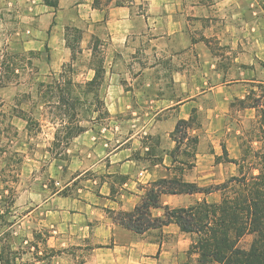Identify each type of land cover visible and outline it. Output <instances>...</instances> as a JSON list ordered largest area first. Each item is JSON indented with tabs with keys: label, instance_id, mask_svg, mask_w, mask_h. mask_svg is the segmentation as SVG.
Listing matches in <instances>:
<instances>
[{
	"label": "crops",
	"instance_id": "crops-1",
	"mask_svg": "<svg viewBox=\"0 0 264 264\" xmlns=\"http://www.w3.org/2000/svg\"><path fill=\"white\" fill-rule=\"evenodd\" d=\"M93 1L61 0L56 9L41 5V25L29 31V49L41 53L48 71L58 72L72 60L65 41L67 28L82 31L83 42L88 44L100 38V25L105 28L103 99L111 117L110 128L102 133L90 129L74 139L80 174L43 202L48 231H30L31 239L24 241L38 251L40 243L35 238L41 234L43 245L55 254L32 264H200L191 236L176 223L136 233L117 218L133 213L151 186L162 179L181 178L209 188L235 177L220 183L204 172L214 169L216 159L224 156L228 164H237L242 152L236 139H227L222 152L217 147L205 151L185 148L190 140L199 145L197 135L190 136L197 130L201 99L245 82L209 84L210 79L220 74L246 75V70L241 66L226 72L218 68L211 42L208 45L199 38L200 23L210 15L192 13L197 27L189 30L183 23L187 20L184 0H134L130 6L110 5L105 10L94 8ZM143 3L145 7L137 12ZM201 49H206L202 55ZM88 51L92 49L88 47ZM202 58L211 67L201 68ZM244 58L240 55L235 62L242 64ZM90 71L88 81L95 76ZM201 76L205 84H201ZM181 122L191 126L178 145L175 130ZM187 158L194 159L195 165L186 175ZM73 185L74 194L62 193ZM220 194H162L151 217L165 219L166 209L217 204Z\"/></svg>",
	"mask_w": 264,
	"mask_h": 264
},
{
	"label": "rangeland",
	"instance_id": "rangeland-1",
	"mask_svg": "<svg viewBox=\"0 0 264 264\" xmlns=\"http://www.w3.org/2000/svg\"><path fill=\"white\" fill-rule=\"evenodd\" d=\"M184 1L188 21L183 23L189 30L197 27L192 13L210 15L200 23L203 29L199 38L208 45L211 42L218 68L225 71L241 66L246 70V75L220 74L210 79L209 84L245 82L201 99L195 119L197 130L190 136L192 139L197 135L199 145L190 140L185 150L217 147L222 152L227 148V139H236L242 152L237 164H228L225 156L217 158L215 168L204 174L220 183L234 176L256 175L263 166L259 156L264 154V0H240L235 4L233 0ZM41 5H44L42 0H0V251L9 264H32L55 254L43 245L45 238L41 234L35 238L40 243L38 251L31 250L24 241L31 239L30 231H48L43 202L80 174L75 138L66 141L63 130L57 136L61 129L57 93L76 90L69 82L84 84L92 75L91 69H103L107 57L103 48L107 32L100 25V38L88 44L83 42L86 37L83 36L73 59L58 72L48 71L41 56L35 59L27 54L34 51L27 43L32 38L29 31L41 25L38 21L43 13ZM144 7L145 3L136 11ZM204 51L199 50L201 55ZM240 55H245L242 64L235 62ZM15 66L26 69L14 72ZM200 67H211V62L202 58ZM41 82L45 86L41 87ZM200 82L205 84L202 76ZM104 85L105 75L100 88L88 96H80L73 122L79 121L87 130L100 133L110 128L111 117L103 99ZM46 100L53 105H46ZM185 161L187 175L195 164L191 158ZM74 190L73 185L62 193L74 194Z\"/></svg>",
	"mask_w": 264,
	"mask_h": 264
},
{
	"label": "trees",
	"instance_id": "trees-1",
	"mask_svg": "<svg viewBox=\"0 0 264 264\" xmlns=\"http://www.w3.org/2000/svg\"><path fill=\"white\" fill-rule=\"evenodd\" d=\"M61 0H42L43 4L58 8ZM134 0H94L93 7L105 10L110 5L130 6ZM82 31L67 28L65 41L71 49L72 59L75 55L77 43L82 39ZM27 54L40 59L41 53L30 51ZM24 71L26 67H14ZM9 70V68H8ZM95 76L84 84L69 82L76 90L69 94L58 92V107L60 109L58 125L65 132V140L71 141L87 131L80 122H73L77 118L75 113L81 102V95L88 96L95 89L100 88L104 80L105 70L93 68ZM39 85L45 86L41 82ZM84 88V90H83ZM54 93V91H51ZM46 99V96H43ZM99 100L98 97H95ZM101 103L100 101H98ZM46 105L52 106L46 100ZM107 112V111H106ZM108 113V112H107ZM189 122L178 123L176 127L177 144L180 145L187 137ZM263 166L258 174L250 176L243 174L227 182L209 188H201L186 183L181 178L162 179L154 183L143 203L136 207L133 213L119 215L117 220L127 229L136 233H143L149 229L159 228L171 222L179 225L182 231L192 239V249L200 255V264H264V154L259 156ZM219 191L221 201L217 204L207 202L198 203L188 208L178 210L166 209L165 219H153L151 209L160 206L162 194H195ZM251 238L250 242L247 241ZM0 252V264L6 263Z\"/></svg>",
	"mask_w": 264,
	"mask_h": 264
}]
</instances>
